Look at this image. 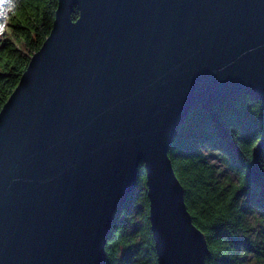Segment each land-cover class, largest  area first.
Masks as SVG:
<instances>
[{"label":"water","instance_id":"1","mask_svg":"<svg viewBox=\"0 0 264 264\" xmlns=\"http://www.w3.org/2000/svg\"><path fill=\"white\" fill-rule=\"evenodd\" d=\"M242 94L264 101V0H58L0 110V264H108L142 166L157 264H206L169 147Z\"/></svg>","mask_w":264,"mask_h":264},{"label":"trees","instance_id":"2","mask_svg":"<svg viewBox=\"0 0 264 264\" xmlns=\"http://www.w3.org/2000/svg\"><path fill=\"white\" fill-rule=\"evenodd\" d=\"M57 6L58 0H0V110L49 36ZM169 156L193 222L207 238L206 264H264V101L242 94L194 109ZM106 255L108 264H157L144 166Z\"/></svg>","mask_w":264,"mask_h":264},{"label":"rangeland","instance_id":"3","mask_svg":"<svg viewBox=\"0 0 264 264\" xmlns=\"http://www.w3.org/2000/svg\"><path fill=\"white\" fill-rule=\"evenodd\" d=\"M214 160V159H213ZM256 227V226H255ZM244 259L247 260L249 263L253 262V257L251 255L244 256Z\"/></svg>","mask_w":264,"mask_h":264},{"label":"snow or ice","instance_id":"4","mask_svg":"<svg viewBox=\"0 0 264 264\" xmlns=\"http://www.w3.org/2000/svg\"><path fill=\"white\" fill-rule=\"evenodd\" d=\"M0 27H2V25H0Z\"/></svg>","mask_w":264,"mask_h":264}]
</instances>
